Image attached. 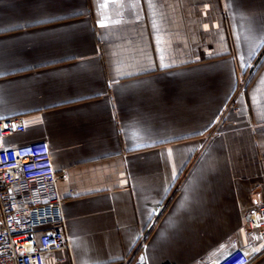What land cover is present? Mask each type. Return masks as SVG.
I'll return each instance as SVG.
<instances>
[{
    "label": "crops",
    "instance_id": "obj_1",
    "mask_svg": "<svg viewBox=\"0 0 264 264\" xmlns=\"http://www.w3.org/2000/svg\"><path fill=\"white\" fill-rule=\"evenodd\" d=\"M45 141L67 247L202 264L264 201V0H0V121ZM249 264H264L254 242Z\"/></svg>",
    "mask_w": 264,
    "mask_h": 264
},
{
    "label": "built area",
    "instance_id": "obj_2",
    "mask_svg": "<svg viewBox=\"0 0 264 264\" xmlns=\"http://www.w3.org/2000/svg\"><path fill=\"white\" fill-rule=\"evenodd\" d=\"M24 131L22 117L0 121V264H44L46 253L67 247L62 198L45 141L8 146ZM250 240L202 264H249L254 242H264V201L244 214ZM132 264H144L141 256Z\"/></svg>",
    "mask_w": 264,
    "mask_h": 264
}]
</instances>
